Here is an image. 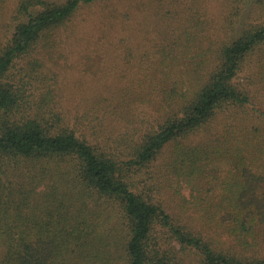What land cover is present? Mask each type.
<instances>
[{
  "label": "trees",
  "instance_id": "16d2710c",
  "mask_svg": "<svg viewBox=\"0 0 264 264\" xmlns=\"http://www.w3.org/2000/svg\"><path fill=\"white\" fill-rule=\"evenodd\" d=\"M97 1L0 0V264H186L188 251L264 264V113L237 111L247 66L264 91V0H223L224 36L194 19L162 50L166 72L130 97L158 126L92 138L48 124L49 92L30 111L34 73L17 63L56 62L62 30Z\"/></svg>",
  "mask_w": 264,
  "mask_h": 264
},
{
  "label": "rangeland",
  "instance_id": "374dc122",
  "mask_svg": "<svg viewBox=\"0 0 264 264\" xmlns=\"http://www.w3.org/2000/svg\"><path fill=\"white\" fill-rule=\"evenodd\" d=\"M226 4L223 0H101L82 6L60 34L56 62L35 51L17 63L20 76L29 78L34 73L30 111H37L43 93L49 92L42 109L50 116L48 124L54 129L72 126L77 133L101 138L104 133L120 135L158 126L161 113L147 105L138 108L137 102L130 100L131 95L147 86L168 44L180 36L185 38L186 32L193 34L194 19L203 21L211 35L218 27L216 33L224 36ZM10 6L15 7L14 3ZM35 60H43L44 64L32 72L29 61ZM160 67L162 77L166 63ZM254 71L247 66L239 79L248 88L251 103L237 111L248 116L259 115L258 110L264 113V91ZM54 113L60 119H55ZM233 118L232 114L221 115L214 125ZM202 136L196 133L193 139ZM210 234L216 242L227 244L224 236ZM185 256L186 264H198L195 251Z\"/></svg>",
  "mask_w": 264,
  "mask_h": 264
}]
</instances>
